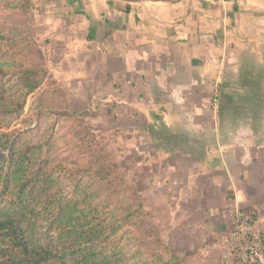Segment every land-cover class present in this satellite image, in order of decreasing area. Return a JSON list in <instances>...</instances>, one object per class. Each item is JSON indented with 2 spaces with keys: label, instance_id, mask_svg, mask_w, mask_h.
I'll return each mask as SVG.
<instances>
[{
  "label": "crops",
  "instance_id": "1",
  "mask_svg": "<svg viewBox=\"0 0 264 264\" xmlns=\"http://www.w3.org/2000/svg\"><path fill=\"white\" fill-rule=\"evenodd\" d=\"M38 1L52 83L84 115L98 107L169 244L215 253L234 207L264 231V133L249 112L218 110L221 94L250 104L245 70L264 82V0ZM162 128L202 138L197 153Z\"/></svg>",
  "mask_w": 264,
  "mask_h": 264
},
{
  "label": "rangeland",
  "instance_id": "2",
  "mask_svg": "<svg viewBox=\"0 0 264 264\" xmlns=\"http://www.w3.org/2000/svg\"><path fill=\"white\" fill-rule=\"evenodd\" d=\"M39 12L38 0H0V67L5 70L1 76L4 96L21 97L23 75L38 84L26 95L19 114H7L4 121L8 122L6 130L19 128L21 132L16 147L28 149L21 183L26 182L24 191L33 190L37 199L28 204L26 223L52 251L57 264H71L67 260L79 232L60 228L55 209L69 206L62 216L66 218L77 203V209L99 211L103 233L91 250L104 257L105 264H239L228 254L225 237L229 229L210 255L184 252L178 249L180 245L169 244L161 224L163 213L159 220L153 218L148 183L134 178L128 162L131 156L115 146V133L102 131L99 122L94 125L98 107L89 106L84 115V103L71 101L70 91L52 83L44 25L35 18ZM257 111V116L249 114L264 133V110ZM3 152L1 163L9 171L14 168L9 162L13 153ZM12 186L15 190L19 184L13 181ZM46 198L50 200L47 205L38 202ZM256 227L264 239V231Z\"/></svg>",
  "mask_w": 264,
  "mask_h": 264
},
{
  "label": "trees",
  "instance_id": "3",
  "mask_svg": "<svg viewBox=\"0 0 264 264\" xmlns=\"http://www.w3.org/2000/svg\"><path fill=\"white\" fill-rule=\"evenodd\" d=\"M4 73L5 70L0 67V264H57L52 251L44 245V242L38 240L34 231L26 223L30 212V209H27L28 204L37 199L35 195H32L33 190L24 191L26 182L21 183L25 167L23 165L24 158H29L28 149L16 147L21 132L19 128L6 130L8 122L4 121L7 114L14 112L19 114L25 103L26 95L32 92L38 84L30 82L28 77L23 75L20 85L21 89H24V93L21 97L20 95L4 96L5 88L1 81V76ZM249 76L252 77L249 78ZM242 78L241 84L252 92L250 104L237 102L228 94H221L218 110L222 112L223 109H229L232 116H240L247 112L257 116L260 112L257 111V108L261 111L264 110V82L261 76L250 75L246 70ZM152 134L163 140L167 138L192 153H197L198 143L202 142L200 137H189L182 133L170 132L167 128H162L159 132ZM5 149L9 154L13 153L12 160L9 162L14 165V168L9 171L1 163L5 159L3 152ZM18 157L20 159H17ZM13 181L19 184L15 190L12 186ZM81 200L84 201V199ZM38 202L45 206L50 200L48 198L39 199ZM77 204H72L75 211H71V216L66 218H62V216H65V211L69 206L57 205L55 209L56 218L62 223L60 228L71 227V231L79 232L76 239L73 240L75 245L71 246L69 253L71 258H68L67 262L71 261V264H105L104 257H99L91 250L93 242L103 233V227L100 225L101 217H98L99 211L84 206L77 209ZM61 262H65V260Z\"/></svg>",
  "mask_w": 264,
  "mask_h": 264
},
{
  "label": "built area",
  "instance_id": "4",
  "mask_svg": "<svg viewBox=\"0 0 264 264\" xmlns=\"http://www.w3.org/2000/svg\"><path fill=\"white\" fill-rule=\"evenodd\" d=\"M229 216L231 224L225 237L228 254L239 264H264V239L257 233L254 213L234 207Z\"/></svg>",
  "mask_w": 264,
  "mask_h": 264
}]
</instances>
